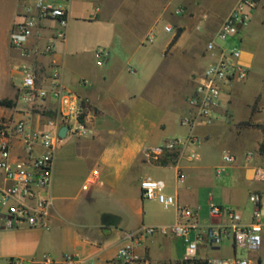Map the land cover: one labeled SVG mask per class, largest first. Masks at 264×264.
I'll return each instance as SVG.
<instances>
[{"label":"crops","instance_id":"obj_1","mask_svg":"<svg viewBox=\"0 0 264 264\" xmlns=\"http://www.w3.org/2000/svg\"><path fill=\"white\" fill-rule=\"evenodd\" d=\"M238 1L69 0L65 42L57 43L52 54L25 58L9 43L19 0H0V100L14 102L12 108L0 107V123L29 118L33 127L46 128L51 113L31 112L20 100L23 64L37 72L38 84L45 89L56 83L52 77L58 72L60 87L87 100L96 116L87 138L67 132L60 139L47 193L46 227L0 230V264L12 258L39 264L46 257L61 264L69 254L76 256L77 264H122L118 250L130 242V234L145 225H168L178 219L176 207L164 210L141 197L139 184L145 178L162 181L178 207L193 210L205 237L192 257L181 238H140L136 253L149 264H220L236 258L264 264V243L253 253L237 249L229 236L210 247L206 230L228 223L225 214L210 216L213 205L234 209L241 224H251L252 194L261 198L259 222L264 225V183L253 180V169L264 161L245 159L248 152L264 149L260 51L242 45L241 63L248 78L225 88L214 121L181 125L191 116L187 98L195 76L204 68L203 61L211 59L195 32L215 36ZM165 26L173 29L169 38ZM253 27L264 35V0L231 39L241 37L243 44ZM54 29V24H43L30 48L41 50ZM158 36L162 42L154 47ZM96 48L109 52L102 68L95 63ZM46 105L54 106L52 100ZM189 136L194 143L154 152L168 140ZM20 153L15 143L13 154ZM192 153L198 154L196 160L189 158ZM226 153L234 157L233 163L223 162ZM217 168L224 170L222 176H216ZM90 178L94 183L83 189ZM5 185L0 174V188ZM194 236L191 231L190 238Z\"/></svg>","mask_w":264,"mask_h":264},{"label":"built area","instance_id":"obj_2","mask_svg":"<svg viewBox=\"0 0 264 264\" xmlns=\"http://www.w3.org/2000/svg\"><path fill=\"white\" fill-rule=\"evenodd\" d=\"M56 1L58 4H53L51 0H19L9 32V43L11 48L17 50L22 57L28 58L39 53L52 54L57 43L65 42L66 4L69 0ZM260 2L261 0H239L220 24L214 38L206 44L205 52L211 59L195 76L194 86L187 98L191 116L184 118L181 125L192 127L197 122L214 121L217 118L215 109L220 106L225 88L230 84L247 80L248 69L241 63V50L236 47L228 49L222 44L236 36L251 20ZM180 12L178 10L176 13ZM45 23L55 25L52 38L41 50L38 47L30 48L29 44L35 31ZM164 30L166 33L173 31L171 26H165ZM93 55L96 65L100 68L104 67L109 52L103 48H96ZM20 72L22 103L31 112L38 111L51 115L46 116L45 129L33 127L29 118L0 123V174L6 184L5 187L0 188V230L46 227L50 207L47 193L52 178L55 153L60 142L59 130L66 127L67 132L79 138H87L90 126L96 118L87 100L60 87L58 72L52 77L56 83L51 89L39 86L37 72L27 64L21 66ZM49 100H52L54 109L46 105ZM186 142L194 143L191 136L184 141L178 138L172 139L154 152L157 155L163 149H174ZM15 143L22 153L13 154ZM256 157L264 161V149L248 152L245 159L252 162ZM189 158L196 160L198 154L192 153ZM222 159L227 165L235 160L228 153L224 154ZM223 173L222 168L215 169L217 177L222 176ZM253 180L264 183V166L253 169ZM93 183L92 178L88 179L83 189L86 190ZM139 188L144 200L155 201L164 210L176 207L178 219L168 225H145L130 234V242L118 250V261L122 264H149L147 259L137 255L135 248L140 238L153 235L181 238L185 243L187 255L194 256L198 246L205 239L202 234L203 227L195 219L196 213L189 208L178 207L175 197L165 193V184L160 180L145 178L140 182ZM249 201L254 206L253 222L249 225L241 224L240 215L234 209L210 206V216L219 217L225 214L228 219L226 224L216 228H206L210 247L218 246L225 238L231 236L237 249L259 252L264 243V225L259 222L261 198L257 194H252ZM191 231L195 234L193 239L190 238ZM3 264H23V262L12 258ZM39 264H53V261L46 257ZM61 264H77L76 256L65 255ZM220 264H249V261L245 258H236L221 261Z\"/></svg>","mask_w":264,"mask_h":264},{"label":"rangeland","instance_id":"obj_3","mask_svg":"<svg viewBox=\"0 0 264 264\" xmlns=\"http://www.w3.org/2000/svg\"><path fill=\"white\" fill-rule=\"evenodd\" d=\"M201 40V44L206 47V44L208 43V41L214 38V36L210 37L208 33L204 32V31H197L195 32ZM166 34V38H169L172 33H165ZM164 34L161 36L163 37ZM164 38V37H163ZM243 44L241 43V37H237L234 39H230L228 40L226 43L222 44L224 47L231 49V48H242V45H244V47H247L249 50L252 51H260V53L258 54V58L261 61H264V58H262V56L260 55L261 53H264V35L261 34L260 31L256 30V27L251 28L248 37L245 40H242ZM161 38L158 36L157 40L154 41L153 45L154 47H157L160 43H161ZM209 62V60L203 61L202 67H205L206 64ZM127 67H131L132 69H134L133 64H128ZM176 74H178V72H173V76H176Z\"/></svg>","mask_w":264,"mask_h":264},{"label":"trees","instance_id":"obj_4","mask_svg":"<svg viewBox=\"0 0 264 264\" xmlns=\"http://www.w3.org/2000/svg\"><path fill=\"white\" fill-rule=\"evenodd\" d=\"M179 33L180 32H178L176 34V36L174 37V39L171 42V44H173L176 41V39L179 36ZM13 106H14V102L12 100H7V99L0 100V107H3V108H12Z\"/></svg>","mask_w":264,"mask_h":264},{"label":"water","instance_id":"obj_5","mask_svg":"<svg viewBox=\"0 0 264 264\" xmlns=\"http://www.w3.org/2000/svg\"><path fill=\"white\" fill-rule=\"evenodd\" d=\"M66 133H67V128H66V127L61 128V129L59 130V133H58L59 138H60V139L65 138Z\"/></svg>","mask_w":264,"mask_h":264}]
</instances>
